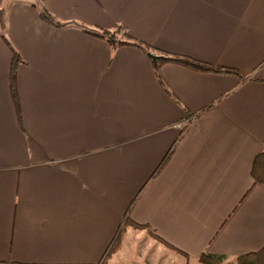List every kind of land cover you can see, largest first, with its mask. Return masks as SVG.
Here are the masks:
<instances>
[{"label":"crops","instance_id":"1","mask_svg":"<svg viewBox=\"0 0 264 264\" xmlns=\"http://www.w3.org/2000/svg\"><path fill=\"white\" fill-rule=\"evenodd\" d=\"M37 1L0 0V31L25 59L26 128L0 38V264H201L262 248L264 0H43L61 22L123 25L248 77L167 63L169 92L140 48L49 25ZM127 216L154 232L126 223L111 244Z\"/></svg>","mask_w":264,"mask_h":264},{"label":"trees","instance_id":"2","mask_svg":"<svg viewBox=\"0 0 264 264\" xmlns=\"http://www.w3.org/2000/svg\"><path fill=\"white\" fill-rule=\"evenodd\" d=\"M33 4L38 7L40 16L43 19V21H45L49 25H53L59 28H64V27L72 26V25H75V26L78 25L79 28L86 31L87 33L95 35L96 37H99V38L106 39L107 41L110 42L112 46L132 45V46L140 48L144 53H146L152 59L154 63L157 78L160 84L163 86V88H165L168 92H169L168 84L162 73V68L167 63H177V64L189 67L191 69H194L200 72H215V73L232 74V75H236L237 77H239L242 81H245L248 78L239 69L235 67L213 64L211 62L195 58L188 54L170 52V51L158 48L156 46H153L152 44L142 39L132 36L128 32L127 28L123 25L118 26L115 30H109L105 28L104 29L103 28L102 29L101 28H90L82 23L75 22V21L61 22L49 11V9L44 4L43 0H38L37 2ZM0 38H3V40L7 43V45L9 46L12 52V60H11V66H10V80H9L10 93H11V97L13 99V103L15 106L18 123L22 131L25 132L26 128L24 125L21 95H20L18 79H17L19 66L25 63V59L23 58L21 53L15 48V46L8 39V37L3 31H0ZM209 107L210 106H208L207 108ZM189 115H192V114H189ZM169 154H170V151L168 155ZM159 169L160 167L156 169L152 177L156 175ZM251 175L254 179L253 185L264 183V150H262L255 156L252 169H251ZM128 219L129 217L127 216L125 222H123V225H121L118 233L113 238L111 244L120 245L122 243V231L124 229V226L126 223L131 222ZM131 223H135V222H131ZM134 225L138 227H149V229L153 231L152 228L148 224L135 223ZM108 250L109 248L103 255V258L107 255ZM198 260L201 264H264V246L260 248L259 250L238 254L232 259H228L226 255L202 252L198 256Z\"/></svg>","mask_w":264,"mask_h":264},{"label":"built area","instance_id":"3","mask_svg":"<svg viewBox=\"0 0 264 264\" xmlns=\"http://www.w3.org/2000/svg\"><path fill=\"white\" fill-rule=\"evenodd\" d=\"M176 126H178V127H181V128H182V127H184V123H183V122H179V123H177V124H176Z\"/></svg>","mask_w":264,"mask_h":264},{"label":"rangeland","instance_id":"4","mask_svg":"<svg viewBox=\"0 0 264 264\" xmlns=\"http://www.w3.org/2000/svg\"><path fill=\"white\" fill-rule=\"evenodd\" d=\"M93 36H95V35H93Z\"/></svg>","mask_w":264,"mask_h":264}]
</instances>
